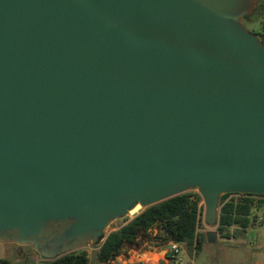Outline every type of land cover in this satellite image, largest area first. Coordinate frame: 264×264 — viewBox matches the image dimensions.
I'll return each mask as SVG.
<instances>
[{"label": "water", "instance_id": "obj_1", "mask_svg": "<svg viewBox=\"0 0 264 264\" xmlns=\"http://www.w3.org/2000/svg\"><path fill=\"white\" fill-rule=\"evenodd\" d=\"M256 3L0 0V245L53 261L137 206L195 192L213 229L264 194Z\"/></svg>", "mask_w": 264, "mask_h": 264}, {"label": "trees", "instance_id": "obj_2", "mask_svg": "<svg viewBox=\"0 0 264 264\" xmlns=\"http://www.w3.org/2000/svg\"><path fill=\"white\" fill-rule=\"evenodd\" d=\"M264 3H256L251 16L243 21L246 24H258L250 29L264 43ZM247 28V27H246ZM230 194L220 196L219 220L217 234L222 239H230V227L246 228L257 223V215L264 218V194H246L240 199L231 198ZM256 198V199H253ZM200 197L194 192H187L154 206L148 207L127 221L116 231L110 232L98 247L95 259L99 264H106L121 254L123 249L133 247L139 239L150 236L151 229L158 230L156 245H167L170 242L186 244L197 253L204 242V235L198 232L202 226V207L198 206ZM0 264H9L8 260L0 259ZM28 264H89L85 250L69 253L53 261L30 262Z\"/></svg>", "mask_w": 264, "mask_h": 264}, {"label": "crops", "instance_id": "obj_3", "mask_svg": "<svg viewBox=\"0 0 264 264\" xmlns=\"http://www.w3.org/2000/svg\"><path fill=\"white\" fill-rule=\"evenodd\" d=\"M259 21L264 23V17L261 20L259 19ZM259 220L261 224L257 222L255 225L246 228L230 227L229 232L232 236L230 239L220 240L218 238L216 241L209 242L212 244L222 243L224 246L219 248L218 252L211 253V258L203 260V264L208 261L214 264H264V239H257L253 243L246 241L248 232L264 224V218ZM151 232L154 236L157 233V229H151L149 234ZM217 237H219L218 234ZM187 248L186 244H179L180 251L178 255L169 252L168 244L165 246H149L147 250L123 249L127 250V258L123 264H195L194 257H188ZM120 258H123L121 254L117 260ZM37 262L39 261L35 263Z\"/></svg>", "mask_w": 264, "mask_h": 264}, {"label": "rangeland", "instance_id": "obj_4", "mask_svg": "<svg viewBox=\"0 0 264 264\" xmlns=\"http://www.w3.org/2000/svg\"><path fill=\"white\" fill-rule=\"evenodd\" d=\"M259 4L264 3V0H257ZM258 24H246V27L248 30L250 29H256ZM256 199V198H253ZM220 204V203H219ZM143 209L139 208L136 210L135 213L129 214L125 219L118 220L113 222L108 230L107 234L110 232L116 231L119 227L124 225L127 221L130 219L134 218L136 215H138L140 212H142ZM257 222L261 224V221L259 220L261 217V214L258 213L257 215ZM208 231H216V227L213 229H209L208 227L205 226L203 223V218H202V226L200 229H198V232L205 234V232ZM158 232V230H157ZM217 232V231H216ZM153 233H150V236L145 239H139L136 244L133 247H130L131 249L134 250H147L149 246L156 245V241H159L155 239V236L157 235H152ZM220 240H225L220 237H217V239ZM257 239H264V224L259 225L257 228H255L253 231L248 232L246 234V241L253 243ZM212 242L211 238H206L204 235V243L201 245V248L195 253L194 249L192 247L187 248V254L189 258L194 257V262L195 264H203V260L210 259L211 258V253L218 252L219 248L224 246L222 243L220 244H212L209 243ZM165 246V245H162ZM99 246L96 247H87L84 250L87 252L89 256V264H99L96 259H95V254L98 250ZM129 249V248H125ZM121 255L123 258H120L117 260L115 258L114 260L106 263V264H123L124 260L127 258V250H123L121 252ZM0 259H5L9 261V264H28L30 262H36L40 261V258L38 254L30 247H21L20 249L16 245H11V244H5V245H0ZM206 264H214L211 261L206 262Z\"/></svg>", "mask_w": 264, "mask_h": 264}, {"label": "built area", "instance_id": "obj_5", "mask_svg": "<svg viewBox=\"0 0 264 264\" xmlns=\"http://www.w3.org/2000/svg\"><path fill=\"white\" fill-rule=\"evenodd\" d=\"M195 193V192H194ZM197 194V193H196ZM200 197V196H199ZM243 197H246V194H239V193H234V194H230L226 201L231 199V198H234V199H240V198H243ZM198 206L199 207H202V218H203V208H204V204H203V200L202 198L200 197V202L198 203ZM168 250L169 252L173 253L174 255H178L179 254V244L177 243H173V242H170L168 244ZM120 256V255H119ZM119 256H117L116 258H118Z\"/></svg>", "mask_w": 264, "mask_h": 264}, {"label": "bare ground", "instance_id": "obj_6", "mask_svg": "<svg viewBox=\"0 0 264 264\" xmlns=\"http://www.w3.org/2000/svg\"><path fill=\"white\" fill-rule=\"evenodd\" d=\"M139 208H140V206L135 207L131 212H129V214L131 215V214L135 213L136 210H138Z\"/></svg>", "mask_w": 264, "mask_h": 264}, {"label": "flooded vegetation", "instance_id": "obj_7", "mask_svg": "<svg viewBox=\"0 0 264 264\" xmlns=\"http://www.w3.org/2000/svg\"><path fill=\"white\" fill-rule=\"evenodd\" d=\"M18 247V246H17ZM19 248V247H18ZM20 249V248H19Z\"/></svg>", "mask_w": 264, "mask_h": 264}]
</instances>
